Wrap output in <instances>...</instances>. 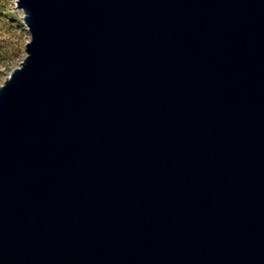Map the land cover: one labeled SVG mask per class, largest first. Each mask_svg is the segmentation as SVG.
Listing matches in <instances>:
<instances>
[{
	"label": "water",
	"instance_id": "water-1",
	"mask_svg": "<svg viewBox=\"0 0 264 264\" xmlns=\"http://www.w3.org/2000/svg\"><path fill=\"white\" fill-rule=\"evenodd\" d=\"M17 8L0 264H264V0Z\"/></svg>",
	"mask_w": 264,
	"mask_h": 264
},
{
	"label": "rangeland",
	"instance_id": "rangeland-1",
	"mask_svg": "<svg viewBox=\"0 0 264 264\" xmlns=\"http://www.w3.org/2000/svg\"><path fill=\"white\" fill-rule=\"evenodd\" d=\"M31 33L17 0H0V86L27 54Z\"/></svg>",
	"mask_w": 264,
	"mask_h": 264
}]
</instances>
